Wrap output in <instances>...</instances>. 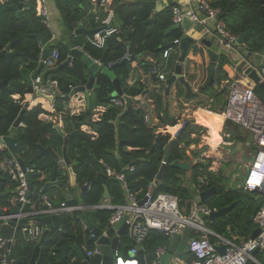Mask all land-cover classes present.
Returning a JSON list of instances; mask_svg holds the SVG:
<instances>
[{
  "label": "trees",
  "instance_id": "1",
  "mask_svg": "<svg viewBox=\"0 0 264 264\" xmlns=\"http://www.w3.org/2000/svg\"><path fill=\"white\" fill-rule=\"evenodd\" d=\"M17 1L7 0V3L13 4ZM230 3H233V6L226 11ZM57 5L63 13L65 25L68 29H73V20L76 15L70 11L69 4H61L57 0ZM112 6L114 9V21L119 23L121 29L119 31L112 23L111 26L119 32L107 36L103 47L93 46L80 35L76 36L70 44L82 46L83 50L94 60L99 61L102 67L119 62L125 54H129L130 60H133L144 52L157 54L161 52V46L164 45L162 43V39L165 36L164 30L171 25V14L167 9L161 11L153 21L146 23L151 11L149 7L137 3L129 4L123 0H112ZM37 7V2L31 0L23 6L18 17L13 16L11 11H5L0 16V48L10 39L17 38L13 48L19 52L8 64L2 58L0 59V80L10 78L14 82L12 87L4 90L3 99L0 100V136L11 134L15 138L14 153L11 154L5 150L0 151V163L12 157L21 158L25 161L26 167L46 172L47 169L52 170L54 161L51 163H46L45 161L27 163L29 152H33L37 148L38 143L46 133L54 131L51 122L38 119L39 114L46 113L45 110L39 104L25 108L22 116L25 126L15 129L11 127L19 112L24 108L25 99L23 97L32 93V87L26 79V75L36 70L39 64L42 51L38 47V36L45 43L51 42L50 32L41 23ZM212 7L220 9V19L230 32L239 37L246 34L243 39L244 49L247 50V54L250 53L256 56L264 47V0H218ZM171 35L178 38L181 35V31L179 29L172 30L167 36L171 38ZM48 48L50 51L55 49L59 54L56 65L67 58L69 49L66 45L60 42H52ZM192 53L203 54V49L195 46ZM225 60V56H220L216 67V85H219V81H221L222 77L223 79L225 77V75L221 77L219 74ZM150 69V66H145L144 71L148 72ZM129 71L128 63H118L112 71L113 76L120 80L123 94L132 98L124 115H121L123 112L122 108L110 104L114 89L111 77L109 74L99 70L94 74L96 87L93 89L89 110L79 116L71 115L65 119L68 123L70 120H85L87 117H91L92 107L98 105L107 106L99 122L92 123L98 131V138L95 141H90L84 135L72 137L67 144V155L73 162L74 172L77 177L85 178L89 184V187L81 194L82 202L86 205L101 202L105 187L108 189L109 196L113 202L123 201V190L120 184L114 178H109L105 174V166H110L117 172H122L129 188L137 191L139 196H141L147 189L148 183L156 177L161 159L164 156V146L169 144L168 164L165 165L161 178L155 186V192L174 194L184 202L191 198L193 189L190 184L194 183L199 175L209 182L208 187L215 186L217 189L203 203L219 209L235 202L233 217L237 222L240 219L242 210H248L252 207L251 202L243 205L245 191L241 188L226 189L223 185L226 180L224 172L215 174L208 170L211 159L197 161L191 167L189 179L184 176L185 170L170 165L175 160H188L185 147L192 141L189 137L193 132L194 123L189 122L172 142L169 141L168 135L158 134L155 137L154 129L144 122L145 111L143 112L142 107L139 106L140 101L136 100L137 97H142L146 93L147 87L140 82L129 86L126 82L129 77ZM88 73V66L79 57H74L71 66H64L58 71L50 72L46 78L55 81L61 93L67 94L70 91V85L80 86L86 84ZM243 83L245 85L252 84L249 87L259 97L262 96L263 92L248 79H245ZM207 86L210 88L209 97L212 98L211 108L219 112L225 105L227 89L225 85L217 86L216 89L211 88L210 85ZM12 94H20L21 98L13 100ZM158 102L157 99L153 102L155 109L158 106ZM215 115L218 116L219 114ZM113 121L118 122L115 125L112 124ZM227 126L230 127V129L227 128L233 138L241 141L245 140V136L241 135L237 127H231L229 122ZM65 131L68 132V129ZM127 147H131L132 150L127 151ZM115 151L118 152L117 156ZM32 154L36 156L35 153ZM194 156L197 155L194 154ZM131 162H133L132 168L125 169V166ZM1 182L2 190H4L7 183H11V188H14V184L4 173L2 174ZM53 192L54 190L51 189L46 195L51 199ZM110 213V210L96 211V220L100 226L106 225ZM242 235L246 237L248 233L244 230ZM124 240H127L128 244H130L127 247L130 248L132 242L127 237ZM78 242L85 244L88 249H93L94 247L83 231L78 213L61 214L59 228L52 229L46 235L38 264H72L71 260L73 257L78 256ZM167 243L168 238L164 234L150 231L142 242L144 253L146 254L145 261H150L153 258L155 248ZM127 247L125 248L128 251ZM122 250L123 256L127 257V251ZM187 257V261L190 262L192 256L187 254ZM19 263L21 262L19 261ZM19 263L16 261V264ZM249 263L252 264L251 262Z\"/></svg>",
  "mask_w": 264,
  "mask_h": 264
},
{
  "label": "crops",
  "instance_id": "2",
  "mask_svg": "<svg viewBox=\"0 0 264 264\" xmlns=\"http://www.w3.org/2000/svg\"><path fill=\"white\" fill-rule=\"evenodd\" d=\"M123 1L129 4L137 3V4H142L144 6H147V5L140 3V1H153L155 3H158V7L160 8L158 10L152 9L149 6H147L151 9V11H150L149 18L146 20V23H150L151 21H153V19L156 18V16L165 9H167L171 14V8L173 5H178L182 8H188V0H170L169 4L167 0H123ZM208 1L210 5L212 6L218 0H208ZM45 2L47 3V6H48L50 29L47 28L42 23L41 19L40 21L43 24V26L50 32V36L52 37V39L50 40L51 42L45 43V41L41 39L40 36H38L39 38L38 47L41 48V51L45 48L49 49L48 47H50V44H52V42H55V43L60 42L61 44L66 45V47H68L69 51H68L67 56H70L71 55L70 50L74 48L73 46H75L70 43L78 35L88 40V42L90 43L91 40L94 39L96 34H94L93 38H89L87 34L83 32H80L78 34H73L74 30L78 28L79 26H82L86 29H97V28L102 29L106 26L112 25L113 23L114 26L117 27L119 31L121 29L119 23L117 21H114L115 17H114V9L112 6V0H59L61 4L68 3L70 7V11H72L73 14L76 15V18H74L73 20L74 28L71 30L68 29V27L65 25L64 16H63V13L60 11L59 6L57 5V0H45ZM230 4H232L231 5V8H232L233 3H230ZM192 9H194V11L198 13L195 6H193ZM11 14L13 16H16L14 11H11ZM153 14H154V17H152ZM18 15H20V13ZM107 17H110V22L108 25L102 23L103 20H105ZM149 19L150 21H148ZM171 26H172V23L169 27H167L164 30L165 36L162 39L163 44L169 43L172 40H174V38H176L175 36L173 37L172 35H171V38L167 36V34L171 32L169 29ZM207 26L212 29L214 26V21L213 20L209 21ZM190 34L194 36H198V34L194 32H190ZM201 34L204 37L206 36V38L209 39L213 43L212 49L219 53V58L220 56H225L226 58L225 63L221 67V73H219L221 77L223 75H225V77L224 79L222 77L221 81H219V85L215 84L214 86L212 84L206 83L207 78H208L209 58L207 56L205 47H202L203 54L202 53L193 54L192 51L189 50L188 57L185 63L183 64L182 74L186 82L188 83L190 90H187V88H185V86L182 83L176 80L172 83L168 92L166 91V80L168 79L169 76H171V74L174 73L175 63L178 58V52H179L178 49H172L169 52L167 58L163 57L162 50L158 54L154 52H144L136 59L130 60L129 58L130 71H129V77L127 78L126 82L129 86H132L136 82H140L142 84H145V86L147 87L146 93L143 94L142 97L141 96L137 97L136 100L140 101L139 106L142 107L143 112L145 111L148 113L149 119L147 122L145 121L144 122L154 129L155 137L158 134L168 135L169 141L172 142L174 139H176L175 134L178 132L180 128L184 129V127L189 122L194 123L193 132L190 134V137H189L192 141L189 143L188 146L185 147L187 157H188V160L186 161L190 163V169L188 171L185 170L186 173L184 174V176H187V178L189 179V177L191 176V171H190L191 167L197 161L199 160L203 161L204 159H211V162L208 166V170L215 174H217L218 172H224V176L226 177V180H228L231 177L230 173L233 170V168L231 167V164L233 162H230L231 159L227 160L228 146H230L231 143H233V145L236 144V146L238 147H240V144L242 145L245 144L250 147L251 143L246 139V137H245V140L243 141L237 138H233L231 136V132L229 131L230 127L227 126L228 122H225L224 120L222 121L219 115L218 116L215 115L217 113L221 114L224 107L219 112L211 108L212 98L209 97L210 88H208L207 85H210L211 88L216 89L217 86H224L228 84V82L231 81V79L245 80L246 79L245 76L242 77L243 75L242 70L244 69V67H246L245 66L246 62L247 61L251 62V61H249V59H247V55H244L242 52V49H244L245 47L244 42L238 43L239 46L236 47L235 51H231V50L227 51L217 44L215 38H213L210 34H206L205 28ZM238 39H239V36H238ZM197 46L201 47L200 45H197ZM75 47H77L78 49L86 53L83 50L82 46H75ZM243 58L247 60L246 61L242 60ZM3 61L6 64H8L5 59H3ZM94 61L98 62V64L100 65V68H103L99 61L97 60H94ZM255 63L258 66L259 62L257 63L255 61ZM145 66H150L151 69L155 68L157 72L164 73L165 79L160 80L159 78H157L156 75L151 74V69L148 72L144 71ZM47 69H49V67L44 66L42 72H44ZM42 72L39 74L41 78H42ZM216 73L217 72L215 70V75ZM89 75H90V71L88 73V77ZM34 78L35 77H33L32 72L26 75V79L31 84L32 93L26 94L23 97V99H25V102H28L29 107L39 104L45 110L46 113H41L38 115L39 120L51 122L53 125L58 124L62 128V130L68 129V132L69 130L71 131L73 129V122H77L80 124V131L82 132V136L85 135V137L89 138L90 141H95L98 138V131L96 128H94L92 123L99 122L102 114L106 111L107 106L98 105L96 107H92L91 117H87L85 120H70V122L68 123L65 120L66 117L71 116V115L79 116L83 113H86L89 110L90 102H89V106H87L84 94L82 92L75 93L73 96L69 98L68 102L67 101L65 102L63 100H53V102H50L48 99L42 98L39 96L34 98V95H36L35 93L36 90H34L33 88ZM114 78H117V77L114 76ZM111 81H112V78H111ZM120 86H121V83H120ZM38 88H39V91L44 94H51L54 90H55V95H68L70 92L69 91L67 94L61 93V91L57 87L56 82L51 81L47 78L41 81V84L39 85ZM113 88H114V85H113ZM93 89L90 90L89 92L90 101H91ZM114 91H115V88L113 89L112 95H114ZM117 96L121 97L119 95ZM12 99L18 100L20 99V95L12 94ZM156 99L159 102H158V106L155 109L153 102ZM225 103H226V99H225ZM122 109H123V112L121 115H124L125 106ZM154 109L157 111V113ZM214 115L217 117V119L213 117ZM117 122L113 121L112 124L116 125ZM24 126L25 124L23 123V121H21L18 128L24 127ZM232 126L237 127L241 135L245 136L246 134L245 130H243L242 128H240L239 126L235 124L231 125V127ZM58 137L61 139L60 141ZM116 138H117V135H116ZM116 143H117V139H116ZM252 144L254 146V149L251 150L250 148H248L249 155L251 157V162L253 160L255 149H256V146L253 143V141H252ZM62 146H63V139L59 136L57 131L54 129V131H50L46 133L41 138L40 142L38 143L37 148L33 152L31 151L29 152L30 154L27 155L29 159L27 163L28 162L31 163L34 161L35 162L45 161L46 163H51L54 161L53 156L51 155V152L54 154H57L58 157H60L61 152H62ZM4 150L10 152V149L5 143H0V151H4ZM126 150L129 151V150H132V148L127 147ZM32 153H35L36 156H34V154ZM115 154L117 156L118 152L115 151ZM194 154H196L197 156H194ZM225 156H226V159L224 158ZM221 160L223 162H221ZM4 162L0 163V185H1L0 191L5 193L6 195L5 199H6L7 204H5L4 207H8V206L15 205L12 203V198L15 196V192H14V188H11V183H7L4 187V190H2L1 180H2V174L4 173L3 172ZM71 164L73 166V162H71ZM132 164L133 162L125 166V169H128V168L131 169ZM160 165H161V162H160ZM61 166H63V164H61ZM113 170L116 171L115 169ZM50 173H51V170L47 169L46 172H43V175H46L49 177ZM119 173H122V172H119ZM252 175H253L252 176L253 180L258 182L259 175H257L255 172H253ZM48 177L46 178V180H48ZM109 178H112V177H109ZM114 180L116 179L114 178ZM117 182L120 184L118 180ZM196 182H197V179L194 183L190 184V187L193 189V194L191 197H199L198 191L200 190L197 188ZM32 183H33L34 188H38L41 185V183L38 181L37 178H34L32 180ZM87 184H88V181L85 178L82 179V178L77 177L76 184L74 187H72L69 184L67 185L68 194H71L72 198H75L78 200V204H77L78 206H81V205L86 206V204H84L81 200V194L85 191V189H87ZM154 184L156 186L157 183H154ZM208 185H209V182H208ZM208 185L203 186L201 188V191L209 188L210 186L208 187ZM225 188L228 189L227 187ZM230 189H237V188H230ZM49 191L50 190L46 191L41 196L45 195L46 193L48 194ZM32 195H33V192H32ZM53 195L54 197L46 200V203L50 206V208H57L60 206V203L63 201V199L59 191L55 192L54 190ZM41 196H38L36 198H39ZM257 196H260V195L257 192H253L252 199H247L246 201H243V205H246L250 203V201H252L250 203L252 204V207L248 210L246 209L242 210V212L240 213V219L237 222L235 221L233 217L234 206L231 210L233 220H231L226 214H221L216 218H212L213 219L212 222L208 221L210 225L208 228L214 233L209 236V239H211V241L216 244H219L220 237L227 238L232 241H238L239 239L244 237V235H242L244 233V230L246 231V233H248L246 237L251 236V233L256 228V225L254 221L252 222L249 221V218L251 217L253 219L254 214L252 213L256 205L255 197ZM36 198H31V199H36ZM122 202H116V203L113 202L108 193V198H103L102 196V201L99 203L119 204ZM37 225L40 228L39 229L40 232L38 236L36 237H33V236L25 237L21 231H17L14 236L15 245L13 248V257L15 258L16 261H18V263L19 261L21 262L19 264L29 263L33 250H34V246L36 244H40V251H39V255H40V252L43 248V243L45 241L44 239L41 242V237L43 235V232L46 229V226L42 223H39ZM51 230L52 229H49L47 231V234ZM125 237H127V234L125 235ZM170 238H168V243L166 244L168 248L170 245ZM78 245H77V251H78L77 255L78 256L73 257V259L71 260L72 264H79L80 261L82 260V256H81ZM80 245L86 248L87 252L90 250H93V249H88L85 244H80ZM129 245L130 244H128L127 246L129 247ZM127 246H124L121 243L118 249L119 254L120 252L122 253L123 251L122 249H124V251L125 250L127 251V249L125 248ZM168 248H167V252H168ZM126 253H128V251ZM154 253H155V250L153 251V254ZM187 254H188L187 252H183L181 254H175V252H173L171 254V259L173 260V258H175L177 264H187L188 263ZM254 256H255L257 263L251 262L252 264H259V263L264 264L263 254L258 253ZM145 258H146V254H145ZM38 259H39V256H38ZM36 264H38V260Z\"/></svg>",
  "mask_w": 264,
  "mask_h": 264
},
{
  "label": "built area",
  "instance_id": "3",
  "mask_svg": "<svg viewBox=\"0 0 264 264\" xmlns=\"http://www.w3.org/2000/svg\"><path fill=\"white\" fill-rule=\"evenodd\" d=\"M31 0H23L24 5ZM38 4L37 13L40 16L42 23L50 29V20L48 13V6L45 0H35ZM195 6L198 13L192 9ZM220 9L214 8L210 5L208 0H188V8H182L178 5H173L171 8V23L178 25L182 18L187 16L189 19L196 21L205 28L206 34H210L215 38L217 44L224 50L235 51L239 46L237 40L238 36L230 32L224 22L218 17ZM213 20V28L207 26L208 22ZM110 17L103 20L102 23L108 25ZM118 32V30L111 25L102 28L96 33V36L91 40V44L95 47L101 48L105 43L107 36ZM52 39V37H51ZM170 50H166L163 57L169 54ZM58 52L54 49L49 56L43 61L44 66L54 68L58 60ZM247 60V59H242ZM250 64V62H246ZM151 74H154L160 80L165 79V74L157 72L155 68L151 69ZM257 74L260 81L264 82V63ZM42 78L40 75L34 78L33 88L39 90ZM216 84V80H215ZM72 89V86H69ZM110 104L123 108L125 100L117 95H112ZM225 122L233 123L240 128L248 131L252 135V141L256 146L254 157L249 164L247 174L243 182V189L247 192H257L262 197V203L253 216V221L256 228L259 229L255 237H243L238 241H232L227 238L220 237L219 244L212 242L209 236L214 234L207 226H205V218L209 222L213 219L210 215L217 210L216 207L210 206L199 197H191L182 202L180 198L174 194L167 192H155V180L148 183L147 189L139 196L137 191L129 188L126 178L123 173H119L105 166L104 172L107 176L115 178L121 184L123 190V202L119 204L97 203L93 205H66L63 201L57 208H42L46 200L50 199L46 194L31 199L28 197V181L26 179V171L35 170L31 167H26L23 171L15 157L5 160L3 165V172L9 177L14 184L15 196L12 198V203L17 202L28 203L30 212L26 213L31 220L33 215L38 213H71L78 212L82 209L88 211L110 210L111 213L107 219L106 227L114 225L120 220H124L127 224V238L132 242V246L128 249L131 254H135L137 247H142V242L145 236L150 231H156L164 234L167 238L172 235H181L190 228V233L186 237L188 246L187 253L192 256V260L187 264H247L249 262L257 263L255 256L252 255L256 249H264V178L262 183L252 182V174L255 172V167L259 168L264 164V102L255 93V91L245 85L240 79H231L228 82V92L226 96V103L221 112ZM149 119L148 113L144 114V121ZM162 165H167L168 162L161 159ZM39 173V170H37ZM156 178V177H155ZM154 178V179H155ZM208 181L203 177L198 176L197 188L201 191L203 186H207ZM89 184L87 185V188ZM1 190V185H0ZM198 191V192H200ZM5 207L3 206V209ZM9 216H0V220H6ZM40 230L35 227L29 229V236H38ZM15 245V238H6L0 232V264H16L13 257V248ZM217 246L223 247V252L217 251ZM168 246L162 245L155 248L154 258L151 261H145L144 264H158L162 255L167 253ZM119 249V247H118ZM118 249L115 251V264H139L135 257H122ZM94 249L87 252L92 256Z\"/></svg>",
  "mask_w": 264,
  "mask_h": 264
},
{
  "label": "water",
  "instance_id": "4",
  "mask_svg": "<svg viewBox=\"0 0 264 264\" xmlns=\"http://www.w3.org/2000/svg\"><path fill=\"white\" fill-rule=\"evenodd\" d=\"M167 1L169 4L170 0ZM140 3H143L155 10L160 9L158 7V3H155L153 1H140ZM231 5L232 4H230L226 8V11H228L231 8ZM23 6H24L23 0H18L14 4L7 3V0H0V16L5 11H14L15 15L18 16ZM220 16L221 14L218 17L220 18ZM152 17H154V14ZM148 21H150V19ZM169 29L170 31L179 29L181 31V35L178 38L172 40L171 42L161 46L162 54H164L166 50L171 51L172 49H178L179 51L178 58L175 63L174 73L171 74V76H169L168 79L166 80V91L168 92L172 83L176 80L182 83L185 86V88H187V90H190V87L182 74L183 64L185 63L188 57L189 50L192 51L193 47L197 45L206 48L207 56L209 58L208 78L206 83L215 86V70L217 67V63L219 61V53L212 49L213 43L209 39H207L206 36L205 37L202 36L201 33L204 30L203 26L201 24H198L196 21L189 19V17L185 16L182 18L180 24L172 25ZM100 30H101L100 28L86 29L82 26H79L74 30L73 34H78L80 32H83L87 34L89 38H93L94 34H96ZM190 32L197 33L198 36H194L190 34ZM245 35L246 34L239 37L238 43L243 42ZM16 40L17 38H12L3 47L0 48V59L1 58L5 59L7 63H10V60L19 53L18 50L13 48V44ZM70 53L71 55L67 56V58L64 61L57 64L56 67L49 68L44 72H42L44 68L43 61L50 54L49 49L47 48L43 49L40 56L38 67L36 70L32 72L33 77L38 76L42 72V80H45L48 73L58 71L64 66H71L72 58L79 57L88 66L90 71V75L88 77L86 84L80 86L72 85V89L70 90L68 95H55V90L51 94H44L39 90H36L35 91L36 95H34V98L39 96L48 99L50 102H53V100H63L65 102L66 101L68 102L69 98L73 96L75 93L82 92L84 94L87 106H89V102H90L89 92L90 90L96 87L94 74L97 71L101 70V72L109 74V76L112 78V83L115 88L114 95H119L125 100L124 113H126L127 108L129 107L132 101V98L130 96L123 94V91L120 86V82L117 78H114L112 74V70L118 63H128V65H130L128 54H126L122 59H120L119 62H114L107 65L106 67L100 68L98 62H95L93 58H91L88 54L84 53L82 50L78 49L77 47L72 48L70 50ZM257 55L260 57L264 56V47L257 53ZM167 56L164 58H167ZM247 59H249V61L251 62L250 64L245 65L246 67H244V69L242 70V74L245 76L246 79L252 82L256 87H258V89L264 92V82L260 81V78L257 74V68H256L257 64L254 61L255 56L249 53L247 54ZM19 69H21V67H19ZM13 84L14 82L10 80V78H5L0 80V100L3 99L4 90L7 89L8 87H12ZM27 107H29V104L28 102H25L24 108L19 112L18 116L13 121L11 125L12 128L14 129L18 128V126L22 121L24 109ZM0 120H1V115H0ZM53 128L63 139L61 155L60 157H58L57 154L51 152V155L53 156L54 159V163L49 177L43 175V172L41 171H39V173H37V170L26 171V179L28 181V189H29L28 197L36 198L38 196H41L46 191L55 188L53 190H55V192L59 191L61 193L63 202L66 205L68 206L77 205L78 200L72 198L71 194H68V189H67L68 184L71 185L72 187L75 186L76 178H77V175L74 172L73 166L71 164V160L67 155V144L69 139H71L72 137L82 136V132L80 131V124L77 122H73V129L69 132L62 130V128L58 124L53 125ZM182 129L183 128H180L178 130V132L175 134V138L178 137ZM0 143H5L10 149L11 154L14 153V148H15L14 136L12 135L0 136ZM168 157H169V144H167L164 147L163 159L167 161ZM17 161L20 164L21 169L25 171L26 170L25 161L21 158H17ZM61 164H63V166H61ZM170 165L186 171L190 169V163L184 160L181 161L175 160ZM164 167H165L164 165L162 164L160 165L154 183H157L158 180L161 178ZM47 177L48 180H46ZM34 178H37L38 181L41 183V185L38 188H34L33 186L32 180ZM216 190L217 189L215 186H211L207 189L202 190L201 192H199V200L200 201L207 200L212 194L216 192ZM52 196L54 197V195ZM5 198H6L5 193L0 191V216H9L6 220H0V232L4 237L12 238L15 236L17 231H21L25 237H28L30 226L40 229L37 224L42 223L46 226V229L41 237V242H42L45 239V236L47 235V231L49 229L59 228L60 214L38 213L37 215H33L32 219L30 220L29 216L26 215V213L30 212V206L28 203L17 202L15 205L8 206L3 209V206L7 204ZM103 198H108V191L106 188H104ZM255 200H256V205L253 209L252 214H255V212L261 205L262 197L257 196L255 197ZM235 205L236 203L232 202L227 206L221 207L217 209L215 212H213L210 215V217L216 218L221 214H226L231 220H233L231 210ZM49 207L50 206L47 203H44L42 205V208L44 209H48ZM77 213L79 220L83 226V231L87 235L89 241L93 243L94 245L93 249L95 250L93 255L89 256L87 254V249L84 248L82 245H80L79 242L78 247L82 256V260L80 261L79 264H115V251L118 249L122 241L125 239V235L128 230L127 224H125L124 220L122 219L116 222L112 226L106 227L105 225L102 227L98 224L96 220V211H88L86 209H82ZM249 221L252 222L253 219L250 217ZM258 232L259 229L255 228L251 233V237H255L258 234ZM189 233H190V228H187L181 235H177V234L172 235L170 238V245L168 248V252L161 256L160 262L158 264H168L169 261L171 260V254L173 252H175V254H181L183 252H187L188 246L186 243V237H188ZM39 251H40V244H36L34 246V250L28 264H36L39 256ZM217 251L222 253L223 247L217 246ZM258 253L264 255V249H256L255 251H253L252 255H256ZM128 256L129 257L133 256L135 257V259L138 260L139 264H144L145 254H144V249L141 246L137 247L135 254H131L128 251Z\"/></svg>",
  "mask_w": 264,
  "mask_h": 264
},
{
  "label": "rangeland",
  "instance_id": "5",
  "mask_svg": "<svg viewBox=\"0 0 264 264\" xmlns=\"http://www.w3.org/2000/svg\"><path fill=\"white\" fill-rule=\"evenodd\" d=\"M242 52H243L244 55L247 54V50H245V49H242ZM254 61H256L257 63L259 62L258 66H256V68L259 69V67H261L262 64L264 63V56H262V57L256 56ZM243 76L244 75H242V77ZM241 81L243 82L245 80H241ZM247 85L251 86L252 84H247ZM225 87H226V89L228 91V84H226ZM261 95L262 96H260V97L264 101V92ZM213 117L215 119H217V117L215 115ZM231 125H233V124H231ZM245 133H246L245 134L246 139L251 143V145L249 144L250 147L245 145V144H243V145L240 144V147H238V146H236V144L233 145V143H231V145L228 146V150H227L228 151L227 152L228 153V157H227V160L231 159L230 162H233L231 164V167L233 168V170L230 173L231 177L224 182V184H223L224 187H227V188H241L242 190H244L243 189V182H244L245 176L247 174V171H248V168H249V164L251 163V157L249 155L248 148H250L251 150L254 149V146L252 144V135L248 131H245ZM224 158L226 159V156ZM221 162H223V161L221 160ZM185 178H187V176H185ZM244 195H245L244 196V201H246L247 199H252L253 192L245 191ZM250 202H252V201H250ZM205 226H207V227L210 226L207 218H205ZM122 244L124 246H127L128 245L127 240H123ZM120 255L122 257H124L121 252H120ZM168 264H177V262H176L175 258H173V260L171 259Z\"/></svg>",
  "mask_w": 264,
  "mask_h": 264
},
{
  "label": "clouds",
  "instance_id": "6",
  "mask_svg": "<svg viewBox=\"0 0 264 264\" xmlns=\"http://www.w3.org/2000/svg\"><path fill=\"white\" fill-rule=\"evenodd\" d=\"M255 173L257 175H259V183L257 184V185H259V184L262 183V180L264 178V164H261L259 166V168L258 167L257 168L255 167Z\"/></svg>",
  "mask_w": 264,
  "mask_h": 264
},
{
  "label": "bare ground",
  "instance_id": "7",
  "mask_svg": "<svg viewBox=\"0 0 264 264\" xmlns=\"http://www.w3.org/2000/svg\"><path fill=\"white\" fill-rule=\"evenodd\" d=\"M219 117L221 118V120L223 121V116L221 114H219ZM252 182L256 183L257 181H254L253 178L251 179ZM130 264V263H128Z\"/></svg>",
  "mask_w": 264,
  "mask_h": 264
}]
</instances>
